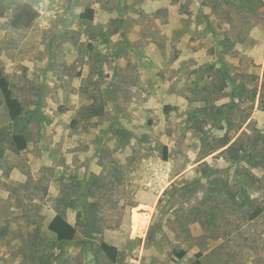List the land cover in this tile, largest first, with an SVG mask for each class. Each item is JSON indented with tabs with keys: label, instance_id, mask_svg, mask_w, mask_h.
Masks as SVG:
<instances>
[{
	"label": "rangeland",
	"instance_id": "obj_1",
	"mask_svg": "<svg viewBox=\"0 0 264 264\" xmlns=\"http://www.w3.org/2000/svg\"><path fill=\"white\" fill-rule=\"evenodd\" d=\"M0 66V264H264V0H0Z\"/></svg>",
	"mask_w": 264,
	"mask_h": 264
},
{
	"label": "trees",
	"instance_id": "obj_2",
	"mask_svg": "<svg viewBox=\"0 0 264 264\" xmlns=\"http://www.w3.org/2000/svg\"><path fill=\"white\" fill-rule=\"evenodd\" d=\"M39 10L29 1H22L16 4L10 24L14 28H28L39 17ZM81 16L86 19H93L95 16L94 8L87 6L81 13ZM0 92L3 96L8 115L12 121L18 120L23 114V105L21 101L14 95L11 84L7 76L4 74L0 66ZM264 95V92H263ZM263 101V99H262ZM8 141L15 147L16 150H21L27 147V139L23 134L15 133L9 136L4 134L0 129V142ZM167 147H164L166 154ZM263 212V209L257 206L252 214L253 218H257ZM48 229L51 231L59 241L69 242L75 239L77 229L65 216L58 213L55 214L48 223ZM101 248L104 254L111 260L116 261L118 256V249L115 245L108 242H102ZM183 253V252H182ZM181 253V254H182Z\"/></svg>",
	"mask_w": 264,
	"mask_h": 264
},
{
	"label": "bare ground",
	"instance_id": "obj_3",
	"mask_svg": "<svg viewBox=\"0 0 264 264\" xmlns=\"http://www.w3.org/2000/svg\"><path fill=\"white\" fill-rule=\"evenodd\" d=\"M148 217L149 216H145L140 214L138 211H135L134 213V220L135 222H141L142 226L145 227L148 224ZM137 224V223H136Z\"/></svg>",
	"mask_w": 264,
	"mask_h": 264
}]
</instances>
